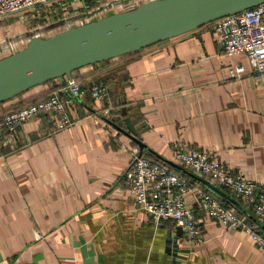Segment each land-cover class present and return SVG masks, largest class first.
I'll return each instance as SVG.
<instances>
[{
    "label": "crops",
    "instance_id": "obj_1",
    "mask_svg": "<svg viewBox=\"0 0 264 264\" xmlns=\"http://www.w3.org/2000/svg\"><path fill=\"white\" fill-rule=\"evenodd\" d=\"M149 1L65 0L62 9L52 4L0 18V61L34 38ZM72 80L106 84L109 101L75 100L67 129L56 132L49 113L20 125L15 142L0 144V264H264L249 234L227 231L198 210L199 193H210L196 177L178 172L188 186L184 198L195 214L197 240L178 235L170 222L155 226L122 183L139 149L126 135L129 119L141 142L162 158L181 166L175 147L207 151L264 190V74H255L245 54H225L207 25L84 67ZM63 85L57 79L30 89L0 104V116ZM222 190L236 202L225 206L255 221L250 205Z\"/></svg>",
    "mask_w": 264,
    "mask_h": 264
},
{
    "label": "built area",
    "instance_id": "obj_2",
    "mask_svg": "<svg viewBox=\"0 0 264 264\" xmlns=\"http://www.w3.org/2000/svg\"><path fill=\"white\" fill-rule=\"evenodd\" d=\"M64 3L65 0H0V18L52 4L62 9ZM211 25L225 54H245L255 74H264V3L223 17ZM231 76L235 77L236 74L231 72ZM87 97L106 103L109 101L110 90L106 84L96 80H89L86 84L72 80L43 100L1 115L0 144L5 140L15 142L20 125L49 113L55 118L56 132L67 129L73 124L70 109L75 99L84 100ZM111 113L109 107L102 110L104 117H110ZM173 156L183 168L201 175L241 199L244 204L250 205L255 220L264 226V190L242 176L233 174L220 161H216L210 152H186L175 147ZM122 183L136 198L139 208L149 214L155 226L170 222L174 228H182L186 238L197 240L200 233L195 214L188 209L184 198L188 186L179 173L162 162L145 157L136 148ZM198 210L227 231L249 234L264 253V236L257 224L250 223L207 193H199Z\"/></svg>",
    "mask_w": 264,
    "mask_h": 264
},
{
    "label": "water",
    "instance_id": "obj_3",
    "mask_svg": "<svg viewBox=\"0 0 264 264\" xmlns=\"http://www.w3.org/2000/svg\"><path fill=\"white\" fill-rule=\"evenodd\" d=\"M263 3L264 0H152L48 39L34 38L26 49L0 61V104L57 79L65 85V79L72 81V74L84 67L143 50ZM125 124L126 135L138 145L141 154L149 152L183 176L196 177L215 198L236 205L221 187L144 145L129 119ZM177 232L181 235L182 228L178 227Z\"/></svg>",
    "mask_w": 264,
    "mask_h": 264
},
{
    "label": "trees",
    "instance_id": "obj_4",
    "mask_svg": "<svg viewBox=\"0 0 264 264\" xmlns=\"http://www.w3.org/2000/svg\"><path fill=\"white\" fill-rule=\"evenodd\" d=\"M211 25V24H210ZM51 83V82H50ZM49 84V83H48ZM138 146V145H137ZM145 156V155H144ZM145 157H147V158H149V159H151V160H153V161H156V162H159V163H161L162 161H160V160H158L155 156H153L152 154H151V156H145ZM163 163V162H162ZM165 164V163H164ZM170 167V166H169ZM170 169L171 170H173V171H175L176 173H178L175 169H173L172 167H170ZM220 201V200H219ZM221 203H223L222 201H220ZM224 204V203H223ZM250 223H253V224H257L256 223V221H250Z\"/></svg>",
    "mask_w": 264,
    "mask_h": 264
}]
</instances>
